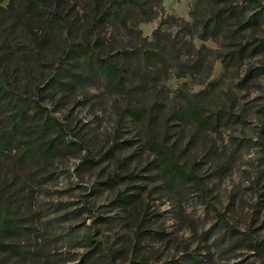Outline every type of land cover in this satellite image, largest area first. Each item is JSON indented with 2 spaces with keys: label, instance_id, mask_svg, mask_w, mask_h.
Instances as JSON below:
<instances>
[{
  "label": "rangeland",
  "instance_id": "obj_1",
  "mask_svg": "<svg viewBox=\"0 0 264 264\" xmlns=\"http://www.w3.org/2000/svg\"><path fill=\"white\" fill-rule=\"evenodd\" d=\"M121 3L0 19V264H264V0Z\"/></svg>",
  "mask_w": 264,
  "mask_h": 264
},
{
  "label": "trees",
  "instance_id": "obj_2",
  "mask_svg": "<svg viewBox=\"0 0 264 264\" xmlns=\"http://www.w3.org/2000/svg\"><path fill=\"white\" fill-rule=\"evenodd\" d=\"M22 5L25 7V14L29 18L35 21L41 22L47 29H52L61 23L66 22L68 17L65 12L68 7H70L71 0H21ZM97 1V0H93ZM4 0H0V19L9 15L12 10L14 0H7L5 6L2 5ZM109 6L99 12H96V16L93 17V22L95 28L99 24L108 22L110 19H114L118 24L127 29V20L121 10V0H108ZM157 30L154 34H156ZM144 42H147L144 39ZM149 44V43H147ZM78 48L82 50L83 55L87 63L91 65L95 61H100V57L94 51L93 46L88 42H83L77 44ZM103 65L104 74L108 77L109 82L113 84H118L122 79L121 70L109 61H101ZM64 67L63 59L59 62V69ZM38 106V104L36 103ZM39 107V106H38ZM0 228L5 230H16L17 224L11 215L10 209L5 205H0ZM260 251V248H258Z\"/></svg>",
  "mask_w": 264,
  "mask_h": 264
}]
</instances>
